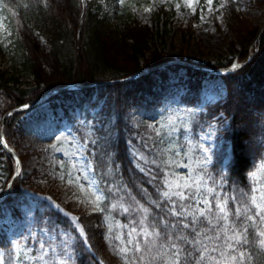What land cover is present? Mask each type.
Wrapping results in <instances>:
<instances>
[{"label": "trees", "instance_id": "16d2710c", "mask_svg": "<svg viewBox=\"0 0 264 264\" xmlns=\"http://www.w3.org/2000/svg\"><path fill=\"white\" fill-rule=\"evenodd\" d=\"M2 1L8 5L5 9L17 33V47L26 58L24 64L35 80L30 89H22L13 82V77H9L8 71L0 68V93L10 101L6 113L25 104L34 106L45 95L71 84L90 85L119 80L174 61L157 45V39L163 32L160 28L165 26L164 31L168 33V25L175 15L171 6L162 5L154 11L153 28L135 16L130 3L111 15L104 13L101 6H96L94 2L85 4L83 0H48L47 7L42 0ZM247 3L264 8V0H229L223 9L226 25L233 37L227 49V63H198L214 69L230 67L235 61L244 64L242 68L222 77L227 88L225 99L206 105L193 122L195 133H199L201 128L204 130L209 123L228 122V130L219 131L218 141L222 137L227 142L231 150L230 159L224 162L217 147L207 168L210 176L217 180L214 187L221 183L217 174L223 170L222 183L226 194L230 189L235 192L247 190V185L251 183L248 174L257 172L264 163V33L252 50L261 26L242 13ZM198 19L199 13L190 19L187 27L178 28L175 34L188 42L194 35V23ZM181 61L194 63L188 59ZM180 69L186 70L189 76L188 93L183 100L195 104L202 88L200 77L205 74L190 66L168 67L172 71ZM166 74L167 69L153 71L130 82L103 84L77 92L64 91L52 99L70 97L81 107L89 105L99 109L94 116L88 112V117L94 118L96 123L90 139L95 143H89L90 140L86 142L87 135L80 126L75 125V129L81 140L86 142V154L95 168L101 188L120 189L117 192L120 195L127 185L141 202L154 198V184H158V181L149 183L151 176L147 173L159 176L164 169L157 168L151 162L155 160L159 164L156 146L140 137L144 127L134 126L131 112L140 94L142 99L145 94H156L153 91L156 76L165 77ZM24 114L16 113L7 119L4 136L10 146L24 151L21 159L26 162L32 154L23 149L19 139ZM136 148L147 160H139L134 155ZM0 149L1 156L5 158L7 187L15 173V160L2 145ZM141 167L145 169L144 172L140 171ZM22 186L33 187V184L19 177L6 203L25 200ZM141 188L147 189V192L140 193ZM41 206L43 209H38L35 214L36 223L68 231L75 249V264H95L90 254L82 248L83 237L75 230L74 223L47 203ZM67 208L77 214L97 259L102 260L103 264H119L111 254L109 241L105 239L109 234L105 219L111 210L105 213L90 212L71 204ZM112 214L128 225L127 218L122 214ZM6 239L4 235L0 240L3 251V245L8 243ZM262 260L264 257L257 255L256 264H261ZM6 264H9L7 260Z\"/></svg>", "mask_w": 264, "mask_h": 264}, {"label": "rangeland", "instance_id": "374dc122", "mask_svg": "<svg viewBox=\"0 0 264 264\" xmlns=\"http://www.w3.org/2000/svg\"><path fill=\"white\" fill-rule=\"evenodd\" d=\"M83 1L85 4L94 2L96 6H101L104 13L111 15L122 10L118 0ZM128 3H130L132 12L142 23L155 28L153 13L158 7L162 6L158 3V0L150 13L143 11V7L151 6L149 0H129ZM3 4V1L0 0V8L3 9L0 11V21H4L10 31H14L10 16L7 14L6 9L3 8ZM165 5L167 7L170 6L168 4ZM215 7L218 11L214 15L209 14L205 10L203 13L205 19H198L194 23V35L188 42H184L180 36L175 34V31L180 27H187L193 15L183 7L179 11L172 7L175 15L170 25H168V33L164 31L165 26L160 28L163 32L162 36L157 39L158 48L176 61L188 59L196 64L210 65L227 63V49L233 37L226 25L224 11L219 8V0ZM242 13L256 25H264V8L259 9L247 3L243 6ZM0 40H3V37H0ZM25 61L26 58L17 47V33L0 43V68L8 71L9 77H13V82L18 87L30 89L35 84V80L32 72L24 64ZM188 79L189 76L186 70L172 71L167 68L165 77L156 76L153 90L156 91V94H145L144 99L140 97V94L139 99L133 106L131 114L134 126L144 127L140 137L149 141L152 146L154 145L155 133L152 132L151 128H148V125H157V128H159V124L166 123L169 118L186 117L188 112H192L195 115L192 117L189 126L193 129V122L205 110L206 105L225 99L227 90L221 78L201 76L202 89L198 101L195 104L185 102L183 97L188 93ZM76 103L77 101L74 98H63L55 101L49 99L43 101L38 107L28 110L22 117L20 143L23 149L29 150L32 154L23 163V175L20 177L22 180L33 184V187H24L26 200L22 199L16 203H6L7 200L4 193L7 175L4 171L5 158L1 156L2 150L0 149V188H3V191H0V240L4 235L5 239L7 238V242L30 237L29 246L35 249L37 253H39V243L37 241L44 242L46 249L47 244L51 243L55 247V251L47 249L49 257H46V259L57 258V253L67 247L69 252H73L71 264H75L71 234L62 229L49 228L37 224L35 214L38 209H43L41 204L45 202L67 216L76 226H80L77 214L67 208L68 204L73 205L77 209L81 208L96 212L86 202L83 204L78 202L77 197L83 199L86 193H81L75 184L69 186L67 179L62 180L60 178L62 174L72 170L68 162L72 154L79 150V155L83 159H77L76 164L81 171L77 173L72 170L73 175L78 174L80 176V183L85 185L86 192L89 186L83 179L84 175H87L93 181H97L98 186L101 187L95 172L92 171L94 168L93 164L86 154L87 147H84L85 143L93 137L96 125L94 118L88 117V112L94 116L99 109L91 108L89 105L81 107ZM9 106V99L6 95L0 93V123ZM176 123L179 126L180 121L176 120ZM212 124L217 126L216 135L209 137L206 141H200L204 143L205 147H210V155L217 148L219 131L224 129L225 125L228 127V122L221 124L220 121H215ZM75 125L80 126V129L87 135L86 142H83L77 134ZM211 131L212 129L207 126L203 132L195 133L192 131L183 135L181 133H173L172 135L179 137V143L182 145H187L188 138H191L193 145H195L201 135ZM57 137H59L60 143H58ZM168 139L165 136L156 146L158 154L156 160L161 165L160 153L167 150ZM52 144H57L58 147L62 148V151L54 152L50 147ZM147 148L149 149V147ZM65 152L68 153L67 156L64 155ZM138 152L137 148L134 149V155L139 159L142 154ZM23 153L24 151H19L16 155L19 156ZM198 157L199 153H197ZM144 158V160H147L145 156ZM170 158L173 160L170 170L177 177L191 175L193 169L198 167L196 164H190L189 167H179L177 162L189 163L183 156H171ZM61 160L65 162V168L63 169L56 163ZM210 164L211 162L207 165V168ZM257 173V179L264 181V173H259L258 171ZM55 204H58L60 208L54 207ZM113 216L112 213L111 215L108 213L105 224L108 228L110 225L112 226V235L114 236L119 231V225H124L125 231L127 230V225L116 217L114 223ZM73 217L77 219L73 220ZM0 252L4 251L0 248ZM39 264H42V262H39Z\"/></svg>", "mask_w": 264, "mask_h": 264}, {"label": "snow or ice", "instance_id": "6c2138e0", "mask_svg": "<svg viewBox=\"0 0 264 264\" xmlns=\"http://www.w3.org/2000/svg\"><path fill=\"white\" fill-rule=\"evenodd\" d=\"M129 0H118L121 7H125ZM218 0H158L160 5L168 4L177 11L181 7L189 10L190 14L204 20V11L215 14ZM45 7L48 0H42ZM151 6L143 7V11L150 13L156 6L157 0H149ZM229 0H219V8L227 7ZM3 4V8H7ZM3 9L0 8V11ZM16 34L10 31L4 21H0V37L8 40ZM0 40V43H3ZM28 105L25 104L24 108ZM11 115V113H9ZM194 113L188 112L186 117L169 118L166 123L148 125L155 133L154 147L165 136L168 139L166 151L160 153L161 164L151 162L157 168L166 169L158 175L151 176L149 183L154 184L156 189L154 198L141 202L132 190L125 185L122 194L117 195L120 189L113 191L111 188H101L97 181L89 179L84 175L83 179L87 182L89 189L86 192L85 185L80 183V176L73 175V171L79 173L76 160H82L79 150L72 154L69 166L72 170L61 175V179H67L69 186L75 184L81 193H86L81 199L77 197L79 203H87L94 211L101 213L119 212L128 220L127 230L124 225H119V231L113 236V228H108L109 234L105 237L109 241L111 254L116 257L119 264H256V257H264V181L257 179V172H250L251 183L247 185V190L235 192L229 190L226 194L223 191L224 172L221 170L217 175L221 183L218 186L217 180L212 178L207 171V165L212 161L210 147H205L204 143L209 137L216 135L217 126L209 123L211 132L199 137V141L193 145L191 138L187 139V145L179 143V137H174L173 133H190L191 119ZM176 120L180 121L179 126ZM223 124V121H221ZM226 125L224 131H227ZM203 132V128H201ZM53 135H55L53 133ZM60 143L59 137H57ZM95 143V141H89ZM0 145L9 148L7 139L0 136ZM50 147L54 152H61L62 148L57 144ZM85 148L87 145L84 146ZM219 155L224 162L231 156V150L227 142L221 137L217 142ZM186 149V150H185ZM11 151V149H9ZM197 153L199 157L197 158ZM90 154V153H89ZM107 154V153H106ZM68 155L67 152L64 153ZM171 156H183L189 163H179V167H189L196 164L191 175L177 177L170 169L173 165ZM144 160V156H139ZM147 162V161H145ZM20 164L19 158L15 160ZM58 166L65 168L64 161H57ZM139 167V164L137 165ZM95 172V168L92 169ZM144 172V168H140ZM259 173H264V163L258 169ZM23 175V168L15 172L16 177ZM259 185V186H258ZM219 188V190H218ZM3 191V188H0ZM147 189L141 188L140 193H146ZM107 193V194H106ZM109 197H112L110 199ZM50 199V198H49ZM115 201V202H113ZM54 207L60 208L58 204ZM67 215V214H66ZM73 220L77 218L73 217ZM115 223V216L112 217ZM83 241L82 248L87 251L91 260L95 264H103L102 260L97 259L92 251V246L88 243L84 234V228L77 225L76 229ZM31 238L15 239L3 245L4 252H0V264H71L73 252H69L67 247L57 253V258H49V251H55L53 244L48 243L47 249L44 242H39V253L29 246ZM118 241V243H112ZM75 249L73 248V251ZM264 264V260L261 261Z\"/></svg>", "mask_w": 264, "mask_h": 264}, {"label": "water", "instance_id": "95a60500", "mask_svg": "<svg viewBox=\"0 0 264 264\" xmlns=\"http://www.w3.org/2000/svg\"><path fill=\"white\" fill-rule=\"evenodd\" d=\"M264 32V25L262 26L261 30H260V33H259V36ZM176 63V62H174ZM173 64V63H172ZM182 64H186V63H182ZM192 67H194L195 69L197 70H200L202 72H205L209 75H215V76H223L225 74H227L230 70H236L238 68L241 67V65L235 63L230 69H218V70H214V69H210V68H205V67H202V66H198V65H192ZM146 71H149V70H146ZM141 74H143V72H140V73H137L135 74L134 76L130 77V78H127V79H122V80H118V81H113V82H110V83H117V82H127V81H130V80H133V79H136L138 78ZM94 85H91V86H85V85H78V84H74V85H71L67 88H64V89H58V90H55L52 92V96L53 95H56L58 94L59 92L63 91V90H75V89H85V88H89V87H92ZM25 110L24 107H19L17 108L16 110L14 111H10L9 113H11V115L15 114V112L17 111H23ZM9 113H7L2 121V126H1V134L2 136L4 137L3 135V128H4V125L6 123V120L8 117H10L11 115H9ZM5 138V137H4ZM8 152H10L11 154H14L16 158H19L20 160V164H17L16 165V171L20 170V168L22 167V162H21V159L20 157L16 156L15 154V150L14 149H11L10 147L9 148H5ZM11 149V151L9 150ZM18 177H16L14 175L13 179H12V182L10 183L8 189L6 190L5 194H7V192L10 190L11 186L13 185V183L16 181ZM1 202V200H0Z\"/></svg>", "mask_w": 264, "mask_h": 264}, {"label": "bare ground", "instance_id": "6f19581e", "mask_svg": "<svg viewBox=\"0 0 264 264\" xmlns=\"http://www.w3.org/2000/svg\"><path fill=\"white\" fill-rule=\"evenodd\" d=\"M258 40H259V38H257L256 41L254 42V44H252V47H251L252 50L254 49L256 43L258 42Z\"/></svg>", "mask_w": 264, "mask_h": 264}]
</instances>
